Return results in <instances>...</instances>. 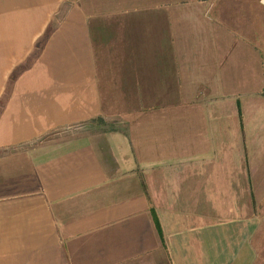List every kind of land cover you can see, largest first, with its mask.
Segmentation results:
<instances>
[{
  "label": "crops",
  "instance_id": "0c3cea01",
  "mask_svg": "<svg viewBox=\"0 0 264 264\" xmlns=\"http://www.w3.org/2000/svg\"><path fill=\"white\" fill-rule=\"evenodd\" d=\"M254 4L0 0V264H255Z\"/></svg>",
  "mask_w": 264,
  "mask_h": 264
},
{
  "label": "rangeland",
  "instance_id": "374dc122",
  "mask_svg": "<svg viewBox=\"0 0 264 264\" xmlns=\"http://www.w3.org/2000/svg\"><path fill=\"white\" fill-rule=\"evenodd\" d=\"M253 17H254V23L260 22L261 18H263L264 21V9H262L258 4L257 5L254 4ZM256 197L257 198L255 199V205L252 207L253 213L255 214L254 235H253L254 248H255V264H263L264 263V190L256 191Z\"/></svg>",
  "mask_w": 264,
  "mask_h": 264
}]
</instances>
